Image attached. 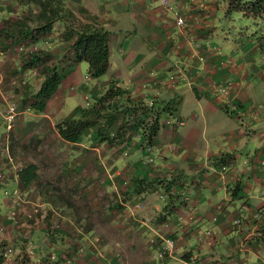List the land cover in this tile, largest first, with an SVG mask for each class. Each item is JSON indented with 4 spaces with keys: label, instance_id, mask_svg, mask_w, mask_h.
<instances>
[{
    "label": "crops",
    "instance_id": "crops-1",
    "mask_svg": "<svg viewBox=\"0 0 264 264\" xmlns=\"http://www.w3.org/2000/svg\"><path fill=\"white\" fill-rule=\"evenodd\" d=\"M62 1L110 30L106 76L82 74L71 40L60 37L64 22L32 37L38 7L0 0V117L8 107L4 97L22 107L24 117L13 126L12 147L8 123L0 134V213L12 218L13 211L24 222L34 217L31 232L46 253L73 254L68 239L75 235L82 242L74 254L85 251V264H183L192 258L200 264H264V104L251 91H261L264 82V56L253 57L258 47L227 40L219 28L218 0H169L176 6L172 12L160 0ZM175 12L186 16L181 27L172 21ZM38 46L51 53L62 74L42 111L24 101L44 77L39 66L23 65L26 51ZM160 77L165 83L158 87L141 86ZM111 80L127 88L133 101L176 97L177 110L164 116L148 145L137 129L116 144L100 141L93 131L75 143L62 139L55 124L84 106H68L67 97L96 96ZM226 81L231 85L219 90ZM176 115L184 124L165 122ZM48 182L53 191L44 186ZM65 186L79 188L83 204L71 199L75 210L56 217L52 208L65 207ZM5 190L19 194L7 202ZM137 200L142 206L133 214ZM39 207L44 211L37 216ZM205 228L214 235L198 243ZM167 236L175 245L160 259L155 244Z\"/></svg>",
    "mask_w": 264,
    "mask_h": 264
},
{
    "label": "trees",
    "instance_id": "trees-1",
    "mask_svg": "<svg viewBox=\"0 0 264 264\" xmlns=\"http://www.w3.org/2000/svg\"><path fill=\"white\" fill-rule=\"evenodd\" d=\"M31 3L38 7L34 15L37 24L32 28V37L38 33L45 34L51 31L53 24L61 20L64 22V29L60 37L71 39L69 47L73 51L74 61L85 60L88 63V73L94 78L107 71L109 29L97 21L81 19L62 0H22V4L26 6ZM227 3V9H235L244 15L264 19V0H227ZM26 55L23 65L39 66L44 77L38 89L24 101L31 99V107L36 111H42L45 109L46 100L59 87L62 74L58 64L47 63L52 55L46 48L38 46L29 49ZM90 99L89 105L77 108L76 116L64 118L55 124L62 139L75 143L86 133L93 131L102 142L122 143L129 135H125L126 127L123 121H119L118 124L116 122L119 118L126 117L127 110H130L132 113H130L129 128L139 130L145 144L148 145L158 133L164 116L174 114L180 101L176 97H171L160 102L134 104L129 96V90L118 85L115 80H111L110 85L102 93L91 96ZM3 260L4 255L0 249V263ZM14 264H56V262L47 257L35 262L27 252H20L16 255Z\"/></svg>",
    "mask_w": 264,
    "mask_h": 264
},
{
    "label": "rangeland",
    "instance_id": "rangeland-1",
    "mask_svg": "<svg viewBox=\"0 0 264 264\" xmlns=\"http://www.w3.org/2000/svg\"><path fill=\"white\" fill-rule=\"evenodd\" d=\"M13 2L15 3L16 0H13ZM218 4L220 5V9H219L220 11L218 14L219 15V20H218L219 21V28H220V30H222V34H225L229 38L227 40L228 41L230 40L231 42H233L235 44H240L242 41L241 48L248 49V50H249V48H252L253 45H256L258 47V51L253 54V57L255 59H258L260 55L264 56V19L260 18V17H251L249 15H244L243 13H241L240 11H237L235 9H225V8L223 9L224 5L227 4V0H218ZM80 18L83 20H86V18H84V17L83 18L80 17ZM240 34H243L242 38H241ZM68 40H71V39H68ZM70 43H71V41H69L68 47H69ZM223 52L228 54V55H229V53L231 54L230 48H224ZM236 57L237 56L235 55L234 58H236ZM227 59H229L231 61L230 58H227ZM263 60H264V57H263ZM47 63L53 64L54 59L52 60V57H51L47 61ZM79 65L81 67L82 74H86L87 62L85 60H82L79 62ZM105 76H106V74L100 75L97 77L96 80H103V79H105ZM151 81H154V80H151ZM91 82H92V79H91ZM260 90L261 91H259V89L257 87L251 88V91L255 92L254 95L256 97V100L258 101L257 103L264 104V82H262V81H261V85H260ZM67 98H68V99H66L67 105L68 106L70 105L72 107L78 101H80L82 103V105H84V106L89 105L91 102L90 94H86V96H84V98L82 96H78V95L75 97L73 95H70ZM137 102H141V101H133L134 104ZM20 108H22V107H20V106L18 107L16 105V113L9 123L10 133L12 132L11 133L12 135L10 134L12 137H10V141H9L11 147L14 145V143H17V138L15 135L16 132L14 133L13 126L15 125V123L20 122L21 120H23L22 118H24L21 116L22 114L19 112ZM130 113H132V112L130 110L129 111L127 110L126 117L124 116V118H119V120L116 122V124H118L119 121L120 122L123 121V124L126 127L125 135L126 134L130 135V131L132 130V128H129V122L131 119ZM173 117H175V116H173ZM8 122L9 121H7L6 119H3L0 117V134L6 131V124ZM31 143L32 142L29 141L27 144L34 145L33 143L32 144ZM66 148L67 147H63V150H66ZM51 184H52L51 182L49 183V185L47 183H45L44 186H46L47 189H49V190L51 189L53 191L54 188L51 186ZM63 184H66V182H63ZM50 194H52V193H50ZM1 195L6 196L7 202H10V200L13 201L14 197H15L14 192H9V191H4V192H2ZM53 195L55 196V194H53ZM62 196H64L66 198V200H64V206L65 207H60L56 204L52 208L54 211H56L59 214L56 217H60V215L66 216L67 215L66 211L68 208L71 209L72 211L75 210L73 205L70 208L69 201H71V199L75 202L81 203V205L83 204L82 200H81L79 188L74 189L71 192V190L67 189V187L65 186L64 192L62 193ZM62 201H63V199H62ZM71 203H72V201H71ZM141 206H142V202H141ZM134 208H135V206L133 204V206L131 207V212L133 214H135V210L138 209V208H135V210H134ZM77 209H78L77 215H79L82 207L81 208L77 207ZM86 210L88 213L87 205H86ZM41 211L43 213L44 210H43V208L41 209L39 207V209L37 211L38 215L37 214L36 215L40 216L39 213H41ZM35 220L36 219L34 217H28V220L26 222H24L23 218H21V215H19V217L14 216L11 218V217H9L8 211L4 212V210H3V212L0 213V245H1L0 249L4 255V260L0 264H14L15 257L20 252H27L29 254V256L35 260V262H38L39 260L43 259L44 257H47L50 260H54L56 262V264H76L75 262H73L75 259L79 264H85V262H86V252L85 251H84V254H83V251H80L81 253H79V254H74V252H76V248L82 242L75 235H73L72 238L68 239L70 246L73 247V249H72L73 254L69 255V253H66L62 256H59V253L55 249H49V248H47V250L50 251L51 253H46V251H45L46 248L44 250L43 246H41L42 240H40L38 237L36 238L35 236H33L32 232H31L33 227L36 226ZM60 221L61 220L59 218V222L57 224L58 226H61V224H63ZM53 233H51V234H53ZM53 235L56 236V234H53ZM57 239L61 240L60 238H57ZM49 240L51 241V238H49ZM69 259H71V260H69Z\"/></svg>",
    "mask_w": 264,
    "mask_h": 264
},
{
    "label": "built area",
    "instance_id": "built-area-1",
    "mask_svg": "<svg viewBox=\"0 0 264 264\" xmlns=\"http://www.w3.org/2000/svg\"><path fill=\"white\" fill-rule=\"evenodd\" d=\"M160 3L162 4V6L167 9L169 12H172V10L174 9V7L176 6H173L170 4L169 0H160ZM185 15L181 14V13H178V12H175L172 16V21L175 25L181 27L184 25L185 23ZM263 63H264V60H263ZM87 76V75H86ZM88 77V76H87ZM170 84H173L174 81H175V78H174V75H170L169 78H168ZM165 83V80L163 77H160L158 78L157 80H154V81H149V80H146V81H142L141 82V86L144 88V89H148V88H155V87H158L162 84ZM231 85V83L229 81H226L225 84H222L218 87L219 90L221 91H224L227 87H229ZM4 101L8 102L7 103V110L5 112V119L8 122V124L10 123V121L12 120V118L14 117L15 113H16V104L10 100L8 97H4ZM232 107H235V104L232 103ZM165 122L167 124H172L174 126H177V125H182L184 124L185 120L182 116H175V117H169L165 120ZM223 167V166H222ZM7 191V190H5ZM14 193H17L19 194V192L17 191H13ZM14 197V196H13ZM134 206L135 208H139L141 206V201L140 200H137L135 203H134ZM220 206L222 207V203H220ZM11 215L12 217L15 216L14 212L12 211L11 212ZM255 215L259 216V212H256ZM240 222V218H235L234 219V223H239ZM213 230L210 229V228H205L203 230H201L198 235H197V241L198 243H201L203 240H208L210 241L213 237ZM154 241V240H153ZM174 245H175V240L173 237H170V236H167L165 238L162 239V242H158L155 244L157 250H156V256L160 259H162L165 255V253H169L170 251L173 250L174 248ZM11 249V248H10ZM183 264H200L199 261L195 258H192V259H188V260H184L183 261Z\"/></svg>",
    "mask_w": 264,
    "mask_h": 264
}]
</instances>
